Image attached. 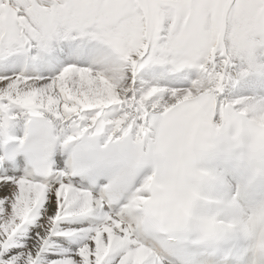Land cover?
I'll list each match as a JSON object with an SVG mask.
<instances>
[{
    "label": "snow or ice",
    "instance_id": "obj_1",
    "mask_svg": "<svg viewBox=\"0 0 264 264\" xmlns=\"http://www.w3.org/2000/svg\"><path fill=\"white\" fill-rule=\"evenodd\" d=\"M0 264H264V0H0Z\"/></svg>",
    "mask_w": 264,
    "mask_h": 264
}]
</instances>
